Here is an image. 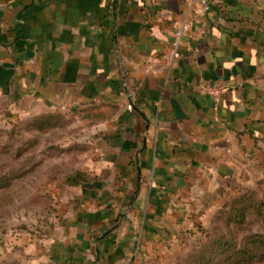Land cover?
Returning a JSON list of instances; mask_svg holds the SVG:
<instances>
[{
  "label": "crops",
  "instance_id": "crops-1",
  "mask_svg": "<svg viewBox=\"0 0 264 264\" xmlns=\"http://www.w3.org/2000/svg\"><path fill=\"white\" fill-rule=\"evenodd\" d=\"M208 82L228 86L217 111ZM0 95L72 115L91 147L15 258L163 257L264 173V0H0Z\"/></svg>",
  "mask_w": 264,
  "mask_h": 264
},
{
  "label": "rangeland",
  "instance_id": "rangeland-1",
  "mask_svg": "<svg viewBox=\"0 0 264 264\" xmlns=\"http://www.w3.org/2000/svg\"><path fill=\"white\" fill-rule=\"evenodd\" d=\"M83 134L72 115L0 95V264H23L11 239L49 230L70 192L68 179L87 165L91 147ZM262 243L264 173H259L237 186L210 222L171 254L139 264H264Z\"/></svg>",
  "mask_w": 264,
  "mask_h": 264
},
{
  "label": "built area",
  "instance_id": "built-area-1",
  "mask_svg": "<svg viewBox=\"0 0 264 264\" xmlns=\"http://www.w3.org/2000/svg\"><path fill=\"white\" fill-rule=\"evenodd\" d=\"M189 22H183L176 25L174 31V41L171 49L165 53L162 58L168 67H171L174 62L181 56V47L184 45V37L190 28ZM202 90L211 97L214 109L217 111L220 107L221 100L228 90L225 83L208 82L201 85Z\"/></svg>",
  "mask_w": 264,
  "mask_h": 264
},
{
  "label": "trees",
  "instance_id": "trees-1",
  "mask_svg": "<svg viewBox=\"0 0 264 264\" xmlns=\"http://www.w3.org/2000/svg\"><path fill=\"white\" fill-rule=\"evenodd\" d=\"M239 213H240V212H239ZM241 214L244 216V214H245V211H242V212H241ZM262 244L264 245V243H262Z\"/></svg>",
  "mask_w": 264,
  "mask_h": 264
}]
</instances>
